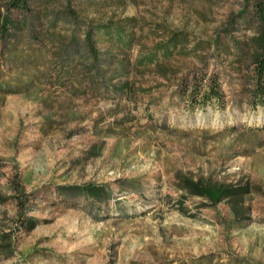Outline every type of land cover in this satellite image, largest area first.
<instances>
[{
	"label": "rangeland",
	"instance_id": "obj_1",
	"mask_svg": "<svg viewBox=\"0 0 264 264\" xmlns=\"http://www.w3.org/2000/svg\"><path fill=\"white\" fill-rule=\"evenodd\" d=\"M257 1L0 0V264H264Z\"/></svg>",
	"mask_w": 264,
	"mask_h": 264
},
{
	"label": "trees",
	"instance_id": "obj_2",
	"mask_svg": "<svg viewBox=\"0 0 264 264\" xmlns=\"http://www.w3.org/2000/svg\"><path fill=\"white\" fill-rule=\"evenodd\" d=\"M27 4V0H14V7L22 8ZM256 17L260 26V30L257 36L252 38V41L257 48V53L254 56V71L256 74V81L258 87L260 88L258 95L261 102L264 103V0H258L256 3ZM8 19H5V25L8 24ZM92 33L89 32L86 35V41L88 42V49L91 55L95 58H98V52L96 51L94 44L91 42ZM216 87H218L216 85ZM209 97L218 100L220 98L219 90L217 88H212L210 90ZM192 194L202 197L208 200L213 205H218L225 199H230L241 192L240 190H235L227 188L220 185H210V184H199L192 183L187 184ZM86 193L91 195L94 198L99 199L101 196L100 191L95 188H88L85 190ZM6 201L5 196L0 194V203Z\"/></svg>",
	"mask_w": 264,
	"mask_h": 264
}]
</instances>
